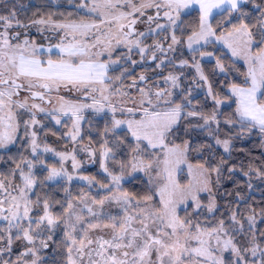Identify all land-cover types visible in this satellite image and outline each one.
Wrapping results in <instances>:
<instances>
[{"label":"snow or ice","instance_id":"obj_1","mask_svg":"<svg viewBox=\"0 0 264 264\" xmlns=\"http://www.w3.org/2000/svg\"><path fill=\"white\" fill-rule=\"evenodd\" d=\"M249 3L259 15L245 11ZM73 7L75 16L0 14V264H264V207H241L246 200L236 193L217 214L213 193L224 171L241 172L249 189L252 177L264 182V164L247 171L224 157L192 164L189 141L173 140L188 120L229 158L236 140L258 134L264 141V0H79ZM192 8L198 18L187 25ZM33 29L47 43L32 38ZM216 44L233 66L246 65L223 98L200 63L212 57L228 71L206 50ZM185 69L206 88L210 112L193 105L192 88L176 93ZM230 100L235 109L226 114L220 109ZM89 112L106 123L99 139L89 134L85 142ZM49 134L66 141L63 151L48 144ZM80 153L99 163L102 178L81 173ZM182 165L193 175L187 183L177 178ZM137 173L143 191L125 190ZM74 180L84 182L76 192Z\"/></svg>","mask_w":264,"mask_h":264},{"label":"rangeland","instance_id":"obj_2","mask_svg":"<svg viewBox=\"0 0 264 264\" xmlns=\"http://www.w3.org/2000/svg\"><path fill=\"white\" fill-rule=\"evenodd\" d=\"M188 13H190V14H186L184 16L185 23L187 25H194L195 22L197 21V18H198V10L196 8H192V9L188 10ZM145 27H146V25H144V24H138L137 25V28L139 30L145 29ZM36 36L38 38H34V37H32V38L36 39L37 42L40 40L41 43H47L46 41L41 40V38L39 39V37H40L39 34H36ZM53 42H54V40H53ZM149 42L151 43V39L149 40ZM182 50H183V58L188 59L191 57L192 54L190 51H188L186 48H183ZM206 50L207 51H215L217 55H220L222 62L228 68V71L225 73L219 72V70L216 69L215 59L212 57H205L203 60L200 61V63L202 64V66L204 68L205 74L208 75L209 80L212 82L214 92L219 93L220 97L223 98L224 96L229 95L228 85H230L232 82L240 83L242 81L243 77L240 75V72L246 71V65L244 64L243 61H238L233 66L232 60L234 58H231L230 53H228L227 50L224 49L222 45L216 44L215 47H213L212 45H208V46H206ZM197 59H199V57H197ZM141 70H142V66H138L136 74H139ZM195 75L196 74H195L193 69H185L184 70V76H182L181 81H180V87L176 90V93L179 94L186 88H192L193 92H192V96L190 98L193 101V105L197 109L202 108L205 112H210L212 110V107H213L212 101H211V99H206V88L205 87H201V88L195 87V80L193 79V77H195ZM165 87H167V85H165ZM197 102H199V103H197ZM234 109H235V103H233L230 100L225 105H223L220 110L227 114V113L232 112ZM93 115H95V117H91L88 119V121L91 124V128H89L88 124H85L83 126L84 127L83 133L85 136V142H87V136L89 134L92 135V137L94 139H99L98 132L103 130L104 124L106 123V117L104 114L92 113V116ZM192 123H195V121H193ZM221 127L224 128L223 125ZM185 129H188V130L185 131ZM53 130H55V129H53ZM60 131L62 132L64 130L61 129ZM49 135H51V134H49ZM49 135L47 137V142L51 147H53L55 149L59 148L58 145H60V142H62L63 144L66 143L65 140L59 139L57 136H51V138H50ZM52 137H53V139H52ZM194 138L201 141L206 149L208 148L207 145H209V144L212 145V147L210 149H214V154H210L208 156V158L198 159L197 164L207 161V162L215 165L218 162L220 157H224L225 159H227L228 164H230L232 155L230 156V158H226L225 156H223L222 153H219V150H222V148L219 146H216L214 144V141L212 140V138L209 137L203 129L190 127L188 120H181V123L178 126L177 134L175 137H173L174 142L176 144H183L184 141H189L190 146H192V141ZM56 139H58L59 142ZM239 145H247V147L252 146V147L256 148V150L257 149L261 150L264 154V141L261 140V138L258 134H254L253 136L246 138V139L234 141V148H233L231 154L236 153L235 149ZM67 147L71 148L72 145L70 143H68ZM61 151H63V150L61 149ZM14 153H15V149H13V154ZM81 154L82 153L78 154V158L83 160V156ZM51 156L52 155L49 153L48 159L50 161L54 162L55 159H50ZM188 159H189V162H191L192 164H196V163H194V161H192L190 152H189ZM259 160H261V159H259ZM70 168H71V166H70V162H69L68 169H70ZM70 171H72V170H70ZM93 172H95V170ZM226 172L227 171H224L223 176H222L219 184L217 185L218 188L223 187V185L226 184V178H225ZM93 175H94V173H93ZM187 176H188L189 180L193 179V175L189 173L187 167L182 165L180 171L177 173V178L181 181V183H187L185 181ZM143 181H144V178H143L142 174L137 173V174H134L133 177H130L126 181V183L123 185V187L125 190H127L129 192L139 193V192H142L144 188L140 191L139 188L136 186V183H142ZM143 186L145 187V185H143ZM80 187H82V186L76 185V183H74L72 185V191L73 192L79 191ZM52 191L56 194L57 199L61 198L63 195V193L59 192V190L55 186H53ZM201 199H202L203 203L206 204V202L208 201L207 200V193H202ZM217 204H218L217 214L225 213L226 212L225 209L229 208L228 206L226 208H225V206H222L221 202L219 203L217 201ZM116 211H117V209H115V208L112 209L113 214H115ZM201 211L203 213V215L200 217L201 219L208 217L209 214L206 211H204L203 209H201ZM188 214H190V215L192 214V209L190 207L188 209ZM57 259H59V258H57Z\"/></svg>","mask_w":264,"mask_h":264},{"label":"trees","instance_id":"obj_3","mask_svg":"<svg viewBox=\"0 0 264 264\" xmlns=\"http://www.w3.org/2000/svg\"><path fill=\"white\" fill-rule=\"evenodd\" d=\"M78 2L79 0H0V14L6 15L10 10L15 9V11L17 12L18 16H20L21 19H26L28 17H31L33 13L43 12V11L64 12V13L72 12L73 16H75V9L73 5ZM255 2L259 3L260 0H255ZM245 11L251 13L253 16L259 15L256 9L253 7L252 3H249V5L245 7ZM144 30L145 29H142L141 31ZM36 34L37 33L33 29L31 31V36L34 38H38ZM38 42L41 43L40 40ZM148 43L150 42L148 41ZM134 58H138V57L134 56ZM137 68L138 66L136 67L135 72L137 71ZM91 117H95V115L92 116L91 112L86 113L87 120ZM51 136L52 135H49L50 138ZM202 145L203 143L201 141H199L196 138L193 139L191 146L192 150H190V154L192 161H194V163L196 164L198 159L208 158L210 154H214V149H210V148L206 149L205 147H203L201 151L195 150L197 148H200ZM58 146L59 148L56 149L57 151H61V149L62 150L65 149L64 147L65 144H63L62 142H60V145ZM235 151H236L235 154H230V156L231 155L232 156L229 165H235L238 169L241 166H243L244 171H247L249 164H252L255 167H259L262 164H264V154L259 149L256 150V148L252 146L247 147V145H239L237 146ZM219 153H222L223 156L229 158V154L224 153L223 149L219 150ZM81 155L83 156V160L85 164L84 167L81 169V173L84 175H93L94 173V175L97 176V178H102L103 173L100 170L99 163L98 162L89 163L87 156L83 153ZM50 159H55V158L51 156ZM4 170H6L5 165L1 162L0 171H4ZM68 170L70 171L72 169L70 168ZM94 170L95 172H93ZM225 175H226L225 177L226 184H224L223 187H219V188L217 187V185H214L213 187V193L216 197V201H218L219 203L221 202L222 206H225L226 208L227 206L230 207L234 203H236L237 201L236 193H239L246 200V203H242L241 207H247L248 205H252L257 207V210H259L260 207H264V182L256 179L255 177H252L251 180L252 188L249 189L248 178L244 177L241 172L237 171V173L235 175H232L231 177L227 172ZM188 180L189 178L187 176L185 181L188 182ZM74 183L82 187L84 186L83 181L74 180L72 182V185ZM143 185H145L144 181L142 183H136V186L139 188L140 191L144 188ZM49 260H51V256H49Z\"/></svg>","mask_w":264,"mask_h":264}]
</instances>
